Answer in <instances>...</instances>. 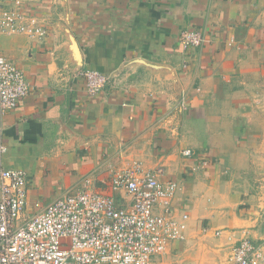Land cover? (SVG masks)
<instances>
[{"label": "crops", "instance_id": "1", "mask_svg": "<svg viewBox=\"0 0 264 264\" xmlns=\"http://www.w3.org/2000/svg\"><path fill=\"white\" fill-rule=\"evenodd\" d=\"M16 8L47 32L0 35L30 87L0 111V169L27 174L29 208L85 179L104 191L138 161L178 183L175 212L189 216L185 239L152 264H233L242 233L264 256V0H0ZM193 30L205 42L184 51ZM85 70L112 89L90 97Z\"/></svg>", "mask_w": 264, "mask_h": 264}, {"label": "built area", "instance_id": "2", "mask_svg": "<svg viewBox=\"0 0 264 264\" xmlns=\"http://www.w3.org/2000/svg\"><path fill=\"white\" fill-rule=\"evenodd\" d=\"M0 34L25 35L34 41L47 36L37 18L18 8L0 12ZM179 42L187 51L201 46L205 38L199 31H184ZM77 75L90 97L112 86L108 76L94 70ZM29 90L22 71L0 55L1 113L14 110ZM5 151L0 136V152ZM183 154L189 156L190 151ZM153 173L135 162L115 174L111 189L130 197L127 208L94 191L86 180L79 194L46 205L34 202L30 209L26 174L1 169L0 264H152V257L168 254L173 243L183 240L189 219L172 208L177 184L161 182ZM230 262L264 264V256L242 233L231 247Z\"/></svg>", "mask_w": 264, "mask_h": 264}, {"label": "rangeland", "instance_id": "3", "mask_svg": "<svg viewBox=\"0 0 264 264\" xmlns=\"http://www.w3.org/2000/svg\"><path fill=\"white\" fill-rule=\"evenodd\" d=\"M1 35V34H0ZM5 36V35H4ZM202 46V45H201ZM200 47V46H199ZM198 48V47H197ZM190 49H192V48H190ZM189 49V50H190ZM2 56V55H1ZM3 57V56H2ZM77 77H78V75H77ZM29 89H30V87H29ZM30 91V90H29ZM18 106V105H17ZM17 108V107H16ZM15 108V109H16ZM14 109V110H15ZM13 111V110H12ZM9 112V111H8ZM6 150H7V148H6ZM6 152V151H5ZM4 152V153H5ZM190 155H191V153H190ZM189 155V156H190ZM186 157H188V156H186ZM135 162H138V161H134V162H132L131 164H129V165H127L126 167H124L123 169H117V170H114V171H112V173H111V177H110V180H109V182L106 184V189H104V191H99V190H95L94 188H92L91 186V188L94 190V191H97V193H99V194H101V195H103V196H112L113 198H114V200H115V202H116V205L117 206H119V207H121V208H127V207H129L130 206V204H131V201H130V197H129V201H128V203L127 204H122V203H120L119 201H117L116 200V198L114 197V194L115 193H117V192H122V191H113L112 189H111V184H112V180H113V178L115 177V174L117 173V172H120V171H123V170H125V169H127V168H131V166L135 163ZM142 165H143V163L142 162H140ZM163 168V167H162ZM161 168V166L160 167H157L156 169H154V170H151V169H148V168H146L145 167V165H143V169H145V170H148V171H153L154 173L153 174H155L156 176H157V179L159 180V181H161V182H168V181H171V180H168V181H166V180H164L163 179V176H164V170ZM158 169H160V174L159 175H157L155 172H156V170H158ZM1 170V169H0ZM21 171V170H20ZM24 172V171H23ZM25 173V172H24ZM26 174V173H25ZM26 176H27V174H26ZM27 179H28V177H27ZM86 180H88V179H85L84 180V183H85V181ZM171 182H174V183H176L177 184V192H176V195H177V193H178V191H179V185H178V183L176 182V181H171ZM82 189H80V190H77V191H75V192H73V193H69V194H66V195H64L63 197H65V196H73V195H77V194H79L80 193V191H82L85 187H84V184H83V186L81 187ZM126 194V193H125ZM176 195H175V197H176ZM61 198V197H60ZM175 199V198H174ZM174 201V200H173ZM54 202V201H53ZM50 204V203H49ZM172 208L175 210V207H174V204H173V202H172ZM186 233V232H185ZM221 233H220V231H216L215 233H214V235L216 236V237H219V235H220ZM185 239V235H184V237H183V240ZM183 240H180V241H183ZM180 241H176V242H180ZM231 248V247H230ZM230 252H231V249H230ZM230 252H229V257H228V262L230 263ZM164 256V255H163Z\"/></svg>", "mask_w": 264, "mask_h": 264}]
</instances>
